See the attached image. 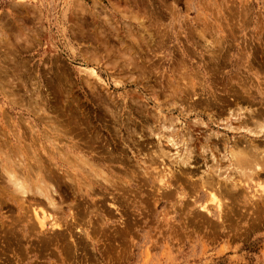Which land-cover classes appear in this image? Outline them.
<instances>
[{
  "label": "rangeland",
  "instance_id": "1",
  "mask_svg": "<svg viewBox=\"0 0 264 264\" xmlns=\"http://www.w3.org/2000/svg\"><path fill=\"white\" fill-rule=\"evenodd\" d=\"M262 125L264 0H0V264H264ZM70 147L107 172L93 195L51 160ZM34 155L60 234L8 198L3 165Z\"/></svg>",
  "mask_w": 264,
  "mask_h": 264
},
{
  "label": "bare ground",
  "instance_id": "2",
  "mask_svg": "<svg viewBox=\"0 0 264 264\" xmlns=\"http://www.w3.org/2000/svg\"><path fill=\"white\" fill-rule=\"evenodd\" d=\"M135 19H138L139 23L141 25H143V27L145 26L144 25V20L142 18H138L136 16ZM125 53H123V54H125ZM95 71L96 70L92 69L91 72L97 76V73ZM258 125H260V123ZM261 127H264V126L262 125ZM247 148H248V150H247ZM247 148H245L246 150L239 148V150H237V151H231L232 157L235 160V165H237L238 168L243 170V172H247V170H250L249 171L250 174L247 173L248 175H245V173H244V175L249 180L253 181L254 183L257 182V184L261 185L262 181L260 180L261 179V173H260L261 170H260V168H262V166H260L261 165V164H259L260 161L257 160L258 158H256L257 157V155H256L257 153L255 154V152H257V151L253 152L251 149H249V147H247ZM260 151H261V149H260ZM255 155H256V157H255ZM260 155H263V154H260ZM61 156L62 157H60V158H58L56 156H53L51 160H54V165H56V169L63 170V173H65L64 175H66L71 181L73 180V182L74 181L77 182L78 175L79 176L81 175V177H79V178H82L80 180L84 181V182L79 183L80 185H79L78 189H79V191H81V193H83L82 195H85V194L86 195H91L90 189L91 190L94 189L95 185L96 186H103L104 183L103 184L101 183L102 180H104V182L105 181L106 182L109 181L108 180L109 178H108V176L106 174L107 172L105 173V170L102 169L101 167H99L100 165L99 166H98V164L96 165L95 162H93L89 157H87L88 155H86V153L85 154L84 153H80L74 147H70V148H67V151H64V153L61 154ZM33 157H34L33 162L32 163H28L26 165L24 163L25 161H23L24 158H23L22 162H20L19 160L16 161L15 159H12L13 158V156H12V158L9 157V161L5 164V166L3 165V167H4L3 170L6 172V178H7V181H8V182L6 181L8 183L7 187L9 188V185H10V188H11L10 191L8 192V195H9L8 198H10L11 200L17 202L19 207H21V208L24 207L23 210H27V208L29 207L30 209L29 208L28 209L32 210V212H33V214H31V216L35 217V219L37 220L38 224L40 225V228H44V229L47 228L48 231H52L51 233L49 232L50 234H53V233L60 234V231H59L58 228L62 227L64 224H66V226H67L68 223H66V221H65V219H66L65 215L64 214L61 215L62 213H60L62 211V209H63L62 203H64L65 200L63 201L60 198L59 199L60 201L58 200V202H57L56 199L54 198V196L52 195V192L54 190L53 188L57 187V182L58 181L56 182V180H57V178H56L57 176L56 175L58 173L56 172L57 173L56 174L54 169H53V167L46 165L44 163V161H42V159L40 157H38L37 155H36V157H35V155ZM188 159H189V157H188ZM51 160H50V162H51ZM262 165H263V163H262ZM98 167H99V169H98ZM179 169H181V168H179ZM61 170H60V172H61ZM168 172L170 173V176H171L170 178L174 177V173L172 172V170H169ZM178 172H179V170H178ZM191 174L192 173L190 172V175H188V176L190 178L194 177V176H192L193 174L192 175ZM60 177L58 175V178H60ZM176 177H177V175H176ZM195 178H196V176H195ZM202 178L203 177H201V179ZM159 180H160V182H162L164 180L163 176L159 177ZM61 181H63V180H61ZM196 181L197 180H195L193 178L192 182L196 184ZM53 182L56 184V186H54V187H53V184H54ZM63 182L66 184L65 181H63ZM171 182H172L171 179L164 180V184H166L168 186L172 185ZM214 182L215 181H212V179L200 180V183H201L200 190H202V188L206 189V187H208V189H209V190L206 189V191L207 190L209 191V192H207V200H205L204 202L199 204V206H201V208H203L207 212L210 211V209H211V207L209 206L210 203H212L213 206H215L216 208H219V209H221V207H223V205L226 204V203H224L225 199H223V198L227 197L226 196L227 195V193H226L227 191L225 192L224 190L220 189V187L214 186V184H213ZM193 183H191V184H193ZM216 183L218 184L219 181L218 182L216 181L215 185H216ZM233 184L236 185L237 184V180ZM106 187L107 186H105V188ZM8 188H6V189H8ZM61 188H63V186H61L59 189H61ZM55 189H57V188H55ZM5 190H4V192H5ZM6 191H8V190H6ZM82 191H84V192H82ZM195 191H196V189H195ZM228 192H229V189H228ZM55 193H57V192H55ZM93 193H95V191L93 192V190H92V195H93ZM185 194L186 193H184V195ZM222 194H224V195L222 196ZM86 195H85V197H86ZM180 195H181V193H180ZM220 195H221V198H220ZM4 196H5V194H4ZM26 203H28V205H26ZM76 205H78V204H76ZM79 205H80V203H79ZM25 206H28V207H25ZM75 207H77V206H75ZM58 213H60V215H58ZM73 214L72 215L74 217H76L75 213H73ZM70 215H71V212H70ZM74 220H75V218H74ZM32 225H33L32 227L34 228V226H35L34 223ZM70 225H68V226H70ZM42 231H45V230H42ZM48 231H46V232H48Z\"/></svg>",
  "mask_w": 264,
  "mask_h": 264
}]
</instances>
